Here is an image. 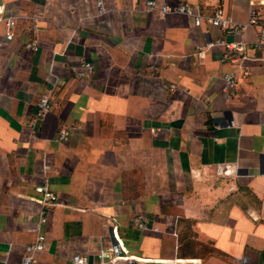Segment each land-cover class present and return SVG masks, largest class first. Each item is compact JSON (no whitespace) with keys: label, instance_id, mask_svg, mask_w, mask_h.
<instances>
[{"label":"crops","instance_id":"1","mask_svg":"<svg viewBox=\"0 0 264 264\" xmlns=\"http://www.w3.org/2000/svg\"><path fill=\"white\" fill-rule=\"evenodd\" d=\"M99 1L0 0V264H264V0Z\"/></svg>","mask_w":264,"mask_h":264},{"label":"built area","instance_id":"2","mask_svg":"<svg viewBox=\"0 0 264 264\" xmlns=\"http://www.w3.org/2000/svg\"><path fill=\"white\" fill-rule=\"evenodd\" d=\"M99 7H102V1L100 0L98 3ZM146 7L150 10H153L157 8V4L154 0H146ZM161 12L163 15L171 13V12H178L181 14H185L188 16H192L196 18V24H201L202 17L199 15L198 11L191 7L190 5L184 3L180 5L177 9H171L168 6L161 7ZM4 7L0 8V21L5 22L8 33L7 38L9 40L13 39V33L12 29L14 27V19L12 17L5 18L3 16L4 14ZM259 21V15L256 11H251L250 19H249V25H256ZM208 24L212 27L221 28L227 31V33L230 34H240L242 33L246 26L237 27L236 25L232 24L230 21H228L223 13V10L218 9L215 13V15L208 19ZM214 46H223L226 50L227 57L232 62H237L240 57L245 58L243 56V53L246 50V43L243 41L240 42H228L225 39H219L216 42H211L208 44V48L214 47ZM255 47H261L264 49V34L261 36V38L256 42ZM28 49H32L37 51V45L35 43H32L31 45H27ZM86 69V74L90 75L94 71V66L87 62L84 65ZM53 107V102L51 100L50 92H47L43 94L39 100V116L44 117ZM70 132L65 129L61 131L60 138L62 141H67L69 139ZM36 193L39 194L42 197V201L45 205H54L58 202V197L56 194H54L48 184H42L36 187ZM42 223H46V219L42 218ZM136 224L139 228H146V222L139 217L136 220ZM47 244H46V237L44 234L38 235L36 241L30 245H28L25 248V257L24 261L25 264H34L37 262V255L39 253H42L46 251ZM115 253H118V250L113 248L112 250ZM72 264H87V258L82 255H75L72 260ZM166 264H175V263H166Z\"/></svg>","mask_w":264,"mask_h":264}]
</instances>
